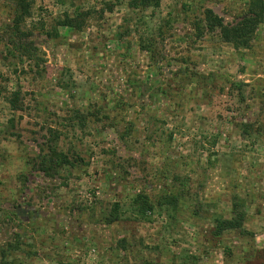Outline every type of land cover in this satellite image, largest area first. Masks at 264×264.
<instances>
[{
	"label": "rangeland",
	"instance_id": "obj_1",
	"mask_svg": "<svg viewBox=\"0 0 264 264\" xmlns=\"http://www.w3.org/2000/svg\"><path fill=\"white\" fill-rule=\"evenodd\" d=\"M130 1L31 0L15 27L0 0V264H264V13L234 48L203 12L233 24L249 0ZM83 10L80 30L56 25ZM49 146L71 162L53 177ZM234 199L244 231L215 234Z\"/></svg>",
	"mask_w": 264,
	"mask_h": 264
},
{
	"label": "trees",
	"instance_id": "obj_2",
	"mask_svg": "<svg viewBox=\"0 0 264 264\" xmlns=\"http://www.w3.org/2000/svg\"><path fill=\"white\" fill-rule=\"evenodd\" d=\"M15 16L13 18L15 27H18L25 18L29 17L31 10V0H14ZM160 5L159 0H131L129 7L133 9L138 8H157ZM111 9V8H108ZM264 13L263 0H249L245 15L236 23H224L223 18L215 14L211 9H204L203 21L205 29L209 32L219 34V37L224 43L231 44L234 48H247L253 38L258 25L262 22ZM91 14L90 10L76 11L74 15L67 12L64 13L63 18L56 21L57 26L66 27L70 29L80 30L85 22V19ZM53 35L57 33L56 27L53 29ZM143 50H148L145 46H141ZM18 93H14L9 99V103L13 109L17 108ZM50 154L44 153L40 156L38 162V169L47 177H53L58 173L60 168L69 166L71 164L67 155L57 152L54 147L49 146ZM161 205H176V197L171 195L160 196L158 203ZM130 206L136 217H145L148 213L153 211L154 205L149 196L145 193H137L130 200ZM121 205L119 202H113L109 210L103 218L105 225H112L121 220ZM245 212L242 210V205L236 199L231 204V216L229 218L215 219V234H221L224 231H244ZM119 249H126L128 243L126 238H120L117 241ZM8 248H12L8 244ZM2 258L6 257V249L0 250Z\"/></svg>",
	"mask_w": 264,
	"mask_h": 264
}]
</instances>
